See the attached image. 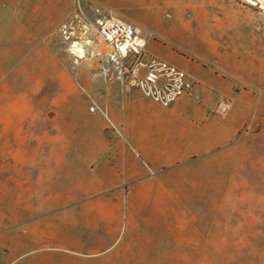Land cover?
I'll return each instance as SVG.
<instances>
[{"label":"crops","instance_id":"obj_1","mask_svg":"<svg viewBox=\"0 0 264 264\" xmlns=\"http://www.w3.org/2000/svg\"><path fill=\"white\" fill-rule=\"evenodd\" d=\"M79 3L88 13L97 4L113 8L152 32L148 53L181 68L195 85L163 107L124 87L114 68L104 78L83 74L121 136L81 120L86 100L67 94L62 110L81 120L74 146L85 159L76 174L71 164L68 175L51 182L37 165L35 192H7L21 216L35 217L7 226L3 264H84L133 235L155 237L171 216L209 201L219 206L225 192L246 189L253 157H264V96L247 89L264 83V13L240 0ZM35 4L31 19L59 18L60 0ZM39 5L49 11L36 13ZM72 5L62 21L76 0ZM219 96L231 102L222 118L213 112Z\"/></svg>","mask_w":264,"mask_h":264},{"label":"rangeland","instance_id":"obj_2","mask_svg":"<svg viewBox=\"0 0 264 264\" xmlns=\"http://www.w3.org/2000/svg\"><path fill=\"white\" fill-rule=\"evenodd\" d=\"M36 1L17 0L11 6L0 0V264L7 255V226L35 217L21 216L13 208L18 200L7 199V192H35L37 165L48 182L54 175H68L71 164V174H76L78 159H85L74 146L83 119L103 123L106 133L121 136V127L100 102L101 110H90L93 96L83 74L102 76L103 62L90 68L85 59L75 61L58 29L74 0H60L59 18L50 22L30 18ZM35 9L41 14L49 11L40 5ZM247 89L264 96V83L249 84ZM67 94L86 100L81 120L64 114ZM260 160L264 157H253L257 163L252 165L247 188L225 192L219 206L209 201L189 208L186 214L171 216L157 236L133 235L111 253L84 264H264V162Z\"/></svg>","mask_w":264,"mask_h":264},{"label":"built area","instance_id":"obj_3","mask_svg":"<svg viewBox=\"0 0 264 264\" xmlns=\"http://www.w3.org/2000/svg\"><path fill=\"white\" fill-rule=\"evenodd\" d=\"M59 31L75 61L90 55L97 58L96 61L105 64L102 76L114 68L124 87L140 91L160 106L168 107L180 96L192 94L195 82L190 76L178 66L148 53V41L154 34L113 8L97 4L88 13L76 0L75 12L61 23ZM230 107V100L219 96L213 112L222 118ZM96 109L101 110L92 98L90 110Z\"/></svg>","mask_w":264,"mask_h":264},{"label":"bare ground","instance_id":"obj_4","mask_svg":"<svg viewBox=\"0 0 264 264\" xmlns=\"http://www.w3.org/2000/svg\"><path fill=\"white\" fill-rule=\"evenodd\" d=\"M243 1L247 2L251 6H255V7L259 8V9L264 10V0H243ZM31 56L33 57V55H31ZM85 60H86L87 65L91 68L94 65V63L96 62L97 58L92 57L90 55V57L87 56ZM23 100H25L26 103L31 104L30 100H28L26 98H24Z\"/></svg>","mask_w":264,"mask_h":264}]
</instances>
